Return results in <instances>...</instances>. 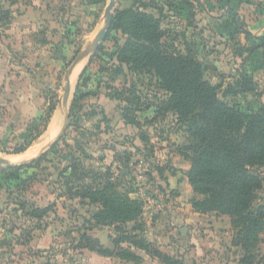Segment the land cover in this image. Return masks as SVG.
Wrapping results in <instances>:
<instances>
[{"label":"rangeland","instance_id":"1","mask_svg":"<svg viewBox=\"0 0 264 264\" xmlns=\"http://www.w3.org/2000/svg\"><path fill=\"white\" fill-rule=\"evenodd\" d=\"M24 1L29 6L35 1L43 17L24 42L47 45V48L37 59L43 66L34 67L35 60L26 51V55L12 56L9 72L17 73L14 64L22 58L28 61V68L24 70H27L30 83L34 84L29 87V91L34 89V96L30 94V97L39 98V101L30 100L26 104L28 112L13 119H7L6 106L0 107V158H17L11 162L29 166L13 172L0 166V264H104V256L86 248L85 243H79L81 237L86 235L104 243V236L108 235L115 241H121V232H116L114 227H121L123 233H129L135 223L96 226L93 216L100 206L75 194L78 185L84 182L93 189H100L107 178L99 179L91 172L106 174L105 168L110 166L108 177L115 192L142 203L145 215L138 218L136 225L143 226L142 236L145 237V233L153 228V222L163 227L169 220V212L180 205V202L171 200V191L163 186L160 179L164 176L159 172L170 167L174 158L171 156L177 153L176 146L182 141L184 143L185 139L187 145L190 141L186 125L178 123L174 113L155 117L147 111L158 100L167 99L153 75H135L126 70L118 72V65L109 52H114L127 40V11L160 17L163 47L171 53L188 52L196 56L205 68L204 79L218 87V98L242 112L255 111L264 104V69L259 73L249 70L254 91L233 93L237 91L234 87L236 72L249 67L247 62L242 63L251 56L246 51L250 49L247 47L263 45L256 40H251V44L248 42L249 30L260 26L247 13L237 15L229 10L228 0H114L113 18L120 16L122 28H109L97 50L83 55L91 48L100 27L106 23L104 12L109 0ZM243 6L262 10L264 0H243ZM234 51L237 54L232 57ZM76 59L78 62L73 65ZM75 70L76 76L73 75ZM107 95L118 100L109 102L104 98ZM60 103L64 104L63 107ZM52 106L54 110L48 122L40 121ZM36 112L40 116L33 118ZM65 115L68 117L67 125L56 143L58 148L52 154H48L51 149L47 150L43 154H48L46 158L36 166L34 163L43 155L35 157L59 133ZM121 116L126 117L127 123L134 119L139 124L138 128L133 123L124 122ZM52 124L54 129L50 134ZM29 144L23 153L16 154ZM102 155L104 165L98 161ZM72 166H75L73 173L63 172ZM83 170L87 173L86 179H83ZM67 179L72 182L71 196L66 189ZM140 186L154 200L152 204L142 202ZM258 197L264 198V192ZM22 205L24 207L21 208ZM29 205L36 209L46 208L47 214L40 220L28 217L32 211ZM254 205L257 206L258 202ZM160 226L155 228V236L163 235ZM235 234L236 231L231 229L226 240H222V249L210 248L206 256L220 257V264H242L244 254L239 248L234 250L230 247ZM153 235L147 234V238L152 240ZM259 239L263 243L260 242L252 251V264H264V230L260 232ZM110 244L114 253L127 258L131 254L134 258L126 261L114 256L110 263L107 260L108 264H162L155 257L134 249L125 240L118 247H114L111 241ZM152 245L161 253L167 247L163 243ZM189 245L184 241L181 246L183 253L177 251L171 256L173 250L168 249V254H165L183 264H203V254L196 253V247Z\"/></svg>","mask_w":264,"mask_h":264},{"label":"trees","instance_id":"2","mask_svg":"<svg viewBox=\"0 0 264 264\" xmlns=\"http://www.w3.org/2000/svg\"><path fill=\"white\" fill-rule=\"evenodd\" d=\"M228 4L229 10L235 14L245 12L253 22L264 25V9L245 8L243 0H228ZM127 12H129L126 16L127 40L123 46L112 53L109 52L118 65V72L126 70L135 75L154 76L159 89L167 96L165 101L158 100L151 106L155 117L172 112L176 115L178 123L186 125L189 145L178 147L177 154L189 162L186 177L195 195L190 201L192 209L200 214L212 213L218 217H228L231 229L236 231L231 241L232 246L239 248L244 254L242 264H252L254 260L252 251L260 242L263 243L259 239V234L264 230V206L259 203L257 206L254 205L264 188L261 172L264 167V104L255 111L242 112L236 106L220 100L217 95L218 87L204 79L205 68L196 56L188 52L171 53L163 47L164 33L160 17L138 11ZM9 15V11L0 6V23L4 25ZM119 20V15L112 19L111 30L122 28ZM249 39V44L256 40L263 45L251 44L247 47L250 49L246 51L251 56L242 63L247 62L249 67L243 72H236L234 87L237 91L233 93L254 91L253 76L250 72L264 69V35L258 38L249 36ZM232 54L235 57L237 52L234 51ZM107 96L111 100H118L115 96ZM53 110L54 107H50L46 117H42L40 121L47 123ZM125 118L121 116L127 123ZM131 123L138 128L139 124L134 119ZM29 146L30 144L18 150L16 154L23 153ZM57 148L58 145L55 144L48 154H52ZM48 154L43 155L34 164L38 166ZM71 161L76 162L73 158ZM98 161L104 165V155L99 157ZM28 167L20 165L6 171H20ZM105 170L106 174L91 172L99 179L107 178L100 189H93L91 185L83 182L78 185L75 193L81 199H87L90 203L100 206L99 211L93 216L96 226L116 223L121 226L134 222L135 225L129 233H123L121 227H114L116 232H121L119 237L121 241L129 242L134 249L155 257L162 264H183L178 259L156 250L152 243L146 241L142 236L143 226L136 225L142 215L141 201L118 195L114 185L109 181L110 166H106ZM67 171L73 173L75 166L63 170L64 173ZM82 174L83 179H86L87 173L83 170ZM71 183L67 179L66 189L69 196L73 190ZM29 207L32 211L27 214L28 217L40 220L47 214L46 208L36 209L33 205ZM37 213L41 215L36 216ZM109 239L114 247H118L121 242L115 241L112 237ZM79 243H85L86 248L100 256H115L126 261L134 258L131 254H128L127 258L114 253L113 249L104 248L98 241L86 235L81 237Z\"/></svg>","mask_w":264,"mask_h":264},{"label":"crops","instance_id":"3","mask_svg":"<svg viewBox=\"0 0 264 264\" xmlns=\"http://www.w3.org/2000/svg\"><path fill=\"white\" fill-rule=\"evenodd\" d=\"M0 6L10 13L8 21H6L4 25L0 23V107L6 106L8 110L6 115L7 119H13L15 117H22L23 112H28L26 110V104L30 100L39 101V98L35 100L33 97H30L34 89L29 91V87L34 84L30 83L27 70H24V68H28V61L25 62L22 58L20 62L14 64V67L18 70L17 73L14 75L9 73L12 67V56L17 57V54H19L18 56L20 57L22 54L26 55L30 52L32 54L30 55L35 60L33 66L37 68L43 66L37 59L39 58L40 52L42 54L45 52L47 45L26 43L27 41L24 42L29 36L28 33H30V30L35 27L40 18H43L41 16L42 10L36 7L38 5L35 1L29 6L24 0H0ZM260 19L262 20L263 17ZM256 26L257 25H253V27ZM258 26H260V28L256 30H249L251 37L257 38L264 35V25L258 23ZM26 51H28V53ZM232 57H234L233 54ZM59 62L60 61H58V63ZM260 71L261 70H258L256 73ZM32 95L34 96V94ZM104 98L109 102L112 101L108 96H104ZM10 102H14L15 104H8ZM147 111L150 112V115L155 116L153 107H150ZM38 116H40V113L36 112L33 118ZM187 144L188 142L185 139L184 143L182 141V143H179L176 147H182ZM171 157L174 158H172L170 167L160 172L164 177L159 179L163 182V186L171 191V200H174L175 203L180 202V205L173 207L174 211L170 210L172 212H169V220L163 224V227L158 225V222H153V228L145 233V238L148 242L155 243L158 246L162 243L166 244L167 247L163 249L161 246V249L164 250H162L164 253H167L166 250L172 249L173 252L171 254L169 253L171 256L177 251L183 253V247L181 246L185 241L186 245L189 243V246L194 245L196 247V253L203 254V257H205V259L202 260L203 264H220V257L216 259L211 256H206V254L210 253V248L217 251L222 249V240H226L231 230L230 220L226 216L217 217L215 214H200L192 209L190 201L195 195L186 177V173L189 169V162L181 158L177 153L172 154ZM261 172L264 178V167L261 169ZM263 192L264 188L261 193ZM197 199H201V197H197ZM258 203L264 206V198L259 199L258 197ZM159 226L164 232L160 237L155 236L156 234L154 231L155 228H159ZM147 234L153 235V239H148ZM100 244L104 245L106 249H113L108 235L104 236V243L100 240ZM231 245L230 242V247L237 250V247ZM104 260V264H108L113 260V257H105Z\"/></svg>","mask_w":264,"mask_h":264},{"label":"water","instance_id":"4","mask_svg":"<svg viewBox=\"0 0 264 264\" xmlns=\"http://www.w3.org/2000/svg\"><path fill=\"white\" fill-rule=\"evenodd\" d=\"M115 7V1L114 0H109V3H108V6H107V9L106 11L104 12V17H105V21L106 23L100 27V29L98 30V33L91 45V48L89 50H86L84 51L83 55H89L91 52L97 50L98 48V45L100 42H102L105 37H106V34H107V31L109 30L110 28V23L112 21V18H113V9ZM78 62V59H76L74 62H73V65H76ZM68 86H67V90H68ZM60 106L63 107V104L60 103ZM67 115L64 116V120H63V124H62V127L59 131V133L56 135V137L46 146V148L39 154L37 155L35 158H38L40 157L41 155H43L47 150L51 149L59 140L60 138L63 136L64 134V131H65V128H66V125H67ZM22 165L21 163H16V162H11V161H8L6 159H2L0 158V166H4L6 167L7 169H11V168H14V167H18Z\"/></svg>","mask_w":264,"mask_h":264},{"label":"built area","instance_id":"5","mask_svg":"<svg viewBox=\"0 0 264 264\" xmlns=\"http://www.w3.org/2000/svg\"><path fill=\"white\" fill-rule=\"evenodd\" d=\"M139 188V197L143 198L144 201L142 202H147V203H150L152 204L153 203V199H150L148 195H146L145 193V188L143 189V187H138ZM142 215L144 216L145 214L142 213ZM151 220V219H150Z\"/></svg>","mask_w":264,"mask_h":264},{"label":"bare ground","instance_id":"6","mask_svg":"<svg viewBox=\"0 0 264 264\" xmlns=\"http://www.w3.org/2000/svg\"><path fill=\"white\" fill-rule=\"evenodd\" d=\"M83 60V59H82ZM80 67V66H79ZM79 67L77 66L76 68L77 69H79ZM75 68V69H76ZM74 73H76V70H75V72H73V75H75ZM78 73V72H77ZM71 75H72V73H71ZM72 75V76H73ZM76 76V75H75ZM75 76H74V79H75ZM75 81V80H74ZM71 83V82H70ZM74 83V82H73ZM63 104V103H62ZM64 105V104H63ZM61 113V112H60ZM56 120V118L54 117V119H53V121H55ZM53 123V122H52ZM52 128H51V132H50V134H52V130L54 129V125L52 124V126H51ZM8 161H17V158L16 159H14V158H6Z\"/></svg>","mask_w":264,"mask_h":264}]
</instances>
